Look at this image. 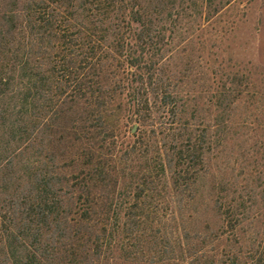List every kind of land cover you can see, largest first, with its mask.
I'll use <instances>...</instances> for the list:
<instances>
[{"label":"trees","instance_id":"obj_1","mask_svg":"<svg viewBox=\"0 0 264 264\" xmlns=\"http://www.w3.org/2000/svg\"><path fill=\"white\" fill-rule=\"evenodd\" d=\"M236 1L0 0V264H264Z\"/></svg>","mask_w":264,"mask_h":264},{"label":"rangeland","instance_id":"obj_2","mask_svg":"<svg viewBox=\"0 0 264 264\" xmlns=\"http://www.w3.org/2000/svg\"><path fill=\"white\" fill-rule=\"evenodd\" d=\"M249 6V7H248ZM248 7V8H247ZM250 5L248 0H240L233 3L227 10V13L224 15V19H228L229 22L232 21V17L236 15H240L243 19L242 24V42H245V40L249 41L251 40V30L253 28H264V3L257 4L254 8L250 10ZM248 10L251 12L248 13ZM247 41V42H248ZM263 45H264V39H263ZM264 57V46L263 51L261 54ZM135 129V126L132 128V130Z\"/></svg>","mask_w":264,"mask_h":264}]
</instances>
